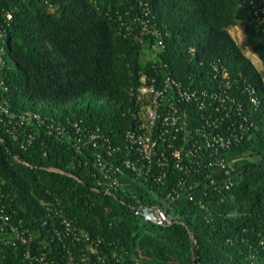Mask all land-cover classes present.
Returning <instances> with one entry per match:
<instances>
[{
  "label": "trees",
  "instance_id": "trees-1",
  "mask_svg": "<svg viewBox=\"0 0 264 264\" xmlns=\"http://www.w3.org/2000/svg\"><path fill=\"white\" fill-rule=\"evenodd\" d=\"M238 23L262 70L230 34ZM0 48V98L11 111L77 123L70 137L32 126L21 147L23 132L12 137L0 113V264L84 254L88 264H264V0H0ZM143 73L227 93L233 101L214 115L239 140L201 150L199 164L184 159L189 171L168 151L165 166L126 167ZM186 108L192 124L209 113ZM87 130L110 153L83 144ZM220 158L225 166L209 164ZM139 204L159 206L171 223L145 220Z\"/></svg>",
  "mask_w": 264,
  "mask_h": 264
},
{
  "label": "built area",
  "instance_id": "built-area-1",
  "mask_svg": "<svg viewBox=\"0 0 264 264\" xmlns=\"http://www.w3.org/2000/svg\"><path fill=\"white\" fill-rule=\"evenodd\" d=\"M10 14H7L9 17ZM158 44H162V40H158ZM2 51V48H0ZM2 62V57L0 54V63ZM216 72L220 73L222 76H226L227 72L222 69L219 71L217 67L214 68ZM145 73L141 74L140 83H138L133 89L132 93L136 102V109L133 111V116L135 121L133 126L128 128L125 132V136L130 145V151H133L135 159L125 158L124 164L126 167L137 170L141 169L145 173L151 170V165L155 163L158 166H165L168 164V155L175 157V166L186 171H189L192 164L186 165L183 162L184 159H190L191 162L198 163V155L201 150H209L218 154L220 149L228 147L232 141L239 140L241 135H237L234 132L235 127L231 129V133L223 134L218 126L221 122H217L218 118L214 114L226 108L227 101L229 103L231 100L227 93L221 90H206L183 86L182 83L174 78L165 76V78L160 82L154 78L147 80ZM3 80L0 79V89H4ZM174 90V97L170 98L167 96L168 89ZM252 101H255L254 97H251ZM188 103L196 105L198 110H208L206 115L200 114L198 117L201 120L193 121L196 124H192L190 120V113L186 108ZM231 104V103H230ZM240 108V106H238ZM226 114L227 110L225 111ZM0 113L7 117L10 123L9 131L12 137L16 136V133L23 132V138L20 142L21 147H26L32 139L35 137L31 131L30 127H42L47 134H52L56 137H62L66 135L70 137L69 128L71 124L77 126L76 122L62 123L56 120L54 117H42L38 112L24 110L20 112H13L6 105L5 100L0 98ZM218 114V113H217ZM216 114V115H217ZM222 116V115H221ZM2 118V116H1ZM242 127V123L239 124ZM229 128V124L226 125V129ZM77 130L80 128L77 127ZM230 130V129H229ZM81 133V132H80ZM83 144L92 142L93 145L105 147L107 153H110L109 144H107V139L98 133V131H86L81 133ZM100 140V143L96 139ZM166 146H159V141H167ZM173 140L180 141L179 146L173 145ZM190 141V144L187 143ZM172 147L171 149H168ZM108 148V149H107ZM168 151V152H167ZM97 164L101 169L108 168L106 162L102 161L100 158V153L97 154ZM143 160L141 164L138 162ZM220 164L222 167L225 166L224 160L220 158L216 162H209ZM55 169V168H52ZM165 175V171H160V174L154 178L158 181ZM107 191V189H106ZM153 209V214L159 223L169 224L171 223V218L167 215L164 209L159 206H151ZM0 216L5 220L8 219V214H4L0 210ZM68 224V222H67ZM13 228V227H12ZM16 236H20L22 241H28L24 235H20L18 230H16ZM89 256L84 254L81 255L79 260L71 262L67 261L66 264H88Z\"/></svg>",
  "mask_w": 264,
  "mask_h": 264
},
{
  "label": "rangeland",
  "instance_id": "rangeland-1",
  "mask_svg": "<svg viewBox=\"0 0 264 264\" xmlns=\"http://www.w3.org/2000/svg\"><path fill=\"white\" fill-rule=\"evenodd\" d=\"M229 31H230V34L235 38V40L237 42H239L244 53L247 54L251 58V60L254 62V64L256 65V67L259 70H262L261 62H260L258 56H256V54L252 51L251 45L248 43V41L246 39V35L244 32L243 26L238 23V24L230 27Z\"/></svg>",
  "mask_w": 264,
  "mask_h": 264
},
{
  "label": "water",
  "instance_id": "water-1",
  "mask_svg": "<svg viewBox=\"0 0 264 264\" xmlns=\"http://www.w3.org/2000/svg\"><path fill=\"white\" fill-rule=\"evenodd\" d=\"M134 209L136 213L142 215L145 220L159 223L153 214V209L151 206L146 204H139L135 206Z\"/></svg>",
  "mask_w": 264,
  "mask_h": 264
},
{
  "label": "clouds",
  "instance_id": "clouds-1",
  "mask_svg": "<svg viewBox=\"0 0 264 264\" xmlns=\"http://www.w3.org/2000/svg\"><path fill=\"white\" fill-rule=\"evenodd\" d=\"M239 43V42H238Z\"/></svg>",
  "mask_w": 264,
  "mask_h": 264
}]
</instances>
